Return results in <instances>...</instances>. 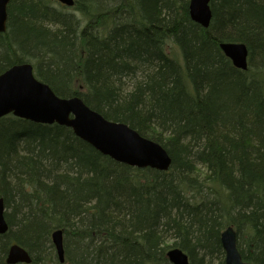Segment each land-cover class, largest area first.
Here are the masks:
<instances>
[{
	"label": "trees",
	"instance_id": "16d2710c",
	"mask_svg": "<svg viewBox=\"0 0 264 264\" xmlns=\"http://www.w3.org/2000/svg\"><path fill=\"white\" fill-rule=\"evenodd\" d=\"M73 1L10 0L0 73L31 63L57 95L160 143L171 166L131 167L65 126L1 117L0 264L11 243L30 264H171L174 247L224 264L230 225L242 258L264 264V0H210L207 28L189 0ZM225 41L245 44V70Z\"/></svg>",
	"mask_w": 264,
	"mask_h": 264
},
{
	"label": "water",
	"instance_id": "95a60500",
	"mask_svg": "<svg viewBox=\"0 0 264 264\" xmlns=\"http://www.w3.org/2000/svg\"><path fill=\"white\" fill-rule=\"evenodd\" d=\"M10 0H0V33L7 28V7ZM71 7L73 0H56ZM189 16L192 21L207 28L211 20L210 0H189ZM219 47L238 69L247 68L248 51L241 42H220ZM12 114L15 117L40 124L56 123L72 129L80 139L112 160L137 168L149 167L167 171L171 157L158 142L140 135L122 122L106 119L90 108L83 99L74 95L61 97L50 86L37 79L29 62L13 64L0 73V118ZM8 230L4 217V203L0 197V234ZM57 259L64 262L63 233L55 229L50 234ZM224 252V264H253L242 258L237 246V233L227 226L220 233ZM166 256L171 264H189L188 255L180 248H170ZM7 264L31 262L29 252L12 243L6 253Z\"/></svg>",
	"mask_w": 264,
	"mask_h": 264
},
{
	"label": "bare ground",
	"instance_id": "6f19581e",
	"mask_svg": "<svg viewBox=\"0 0 264 264\" xmlns=\"http://www.w3.org/2000/svg\"><path fill=\"white\" fill-rule=\"evenodd\" d=\"M54 93H55V92H54ZM55 94H56V93H55ZM56 95H57V94H56ZM58 96H59V95H58ZM14 117H15V116H14ZM21 119H22V118H21ZM24 120H25V119H24ZM28 121H29V120H28ZM31 122H32V121H31ZM34 123H35V122H34ZM52 124H56V123H52ZM47 125H50V124H47ZM61 126H62V125H61ZM67 128H69V127H67ZM71 130H72V129H71ZM72 132H73V131H72ZM74 135H75V134H74ZM75 136H76V135H75ZM76 137H77V136H76ZM78 138H79V137H78ZM81 140H82V139H81ZM83 141H84V140H83ZM84 142H86V141H84ZM86 143H87V142H86ZM88 144H89V143H88ZM89 145H90V144H89ZM93 148H94V147H93ZM94 149H95V148H94ZM95 150H96V149H95ZM98 152H99V151H98ZM101 154H102V153H101ZM8 229H9V227H8ZM6 232H8V230H7ZM6 232H5V233H6ZM11 244H12V243H11ZM11 244H10V245H11ZM10 245H9V246H10ZM8 248H9V247H8ZM6 253H7V252H6Z\"/></svg>",
	"mask_w": 264,
	"mask_h": 264
},
{
	"label": "rangeland",
	"instance_id": "374dc122",
	"mask_svg": "<svg viewBox=\"0 0 264 264\" xmlns=\"http://www.w3.org/2000/svg\"><path fill=\"white\" fill-rule=\"evenodd\" d=\"M53 5L56 6V7H60V4H59L58 2H55V3L53 2ZM61 9H62V8H61ZM68 10H69V9H68ZM14 13L16 14L17 12H14Z\"/></svg>",
	"mask_w": 264,
	"mask_h": 264
}]
</instances>
